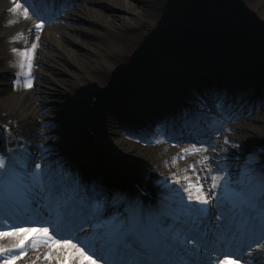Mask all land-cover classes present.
Returning a JSON list of instances; mask_svg holds the SVG:
<instances>
[{
	"label": "bare ground",
	"instance_id": "bare-ground-1",
	"mask_svg": "<svg viewBox=\"0 0 264 264\" xmlns=\"http://www.w3.org/2000/svg\"><path fill=\"white\" fill-rule=\"evenodd\" d=\"M109 1L112 5L105 3V6L107 13L111 16V20H105V15L100 11L104 6L100 0H60L62 5L66 2L63 9L59 8L60 10L65 9L66 15H62L58 23L53 24L51 30L47 34L44 33L43 36L41 35V30L45 29L44 27L46 26L43 24L40 29H37L35 25L39 18L31 13L25 16L24 4L19 0H0V21H3L0 25V36L15 35L19 37L18 41L21 45L17 46L22 47L25 45L32 49V57L30 59L32 63H35L37 59L42 61L41 58L46 60V62L51 58L59 61L62 58V54L68 53L79 71L76 78L75 76L72 77L73 83L76 86L75 90L66 92L68 94L71 93V98L78 97L83 100L79 99L80 101L78 102L76 100L72 101L75 110L79 113L78 123L82 125L76 143L69 142L58 146L49 143L36 155L37 163L43 165L47 161L54 171L57 167H61L60 170L55 171L56 178L58 180L61 179L71 190L72 185H74L71 166L76 168L75 165L79 166L81 162H86L90 166H100L103 164L98 160L103 158L105 163L107 162L108 166H111L109 181L115 184L112 187L110 186V191L109 188L104 189V187L100 190L102 195L109 197V200L111 199L110 194H112L109 192L115 191V194L118 195L116 199L119 204H122L119 198L125 199L127 203L132 200L134 201L135 193L131 189L127 190V183L138 176L149 185L151 194L153 193L154 195L151 199L155 200L157 205H159L162 199L163 189L165 188L171 191L174 199L184 203L187 195L181 190L180 185L173 184L172 181L183 177L185 175L184 169L191 164L196 163L198 171L208 160L204 161L205 155L202 153L206 149L201 148L199 152H192L190 150L191 145L184 146L197 142L210 143L211 147L217 146L216 141L213 142L214 140L210 139L214 134L209 133L211 130H208V126L216 129L221 120L241 113L244 117L232 120L238 123L236 127H231L234 134L228 135V137L223 134L224 139L228 142L225 147L220 149V153L223 156H215L220 162L226 161L224 167L230 169L224 175H231L233 182L239 184L245 178L246 173L251 170L253 157L257 158V166L264 162V104L260 105V101L255 99V97L264 98V89H262L263 87L261 88V81L264 80V0H244L247 6L254 10L252 16L246 21V24L231 31H221L218 28L217 30L219 31L216 32L213 29L214 26L208 21V15L200 12L202 8H195V3H192L190 7L191 14L173 16L171 13L176 7L177 0H172L171 2L170 0H145L143 2L141 0ZM214 1L198 0L196 3L203 5V7L212 6L214 8L217 6ZM81 3H83L82 8H77ZM84 3L86 4L84 5ZM137 3L144 5L141 10H138ZM17 4L20 7H16ZM244 5H232L227 15H224V20L227 18L236 22L243 13L242 9ZM96 13L105 21L107 28L114 27L118 30L119 34L129 35L135 39L140 37L141 32L139 28L143 26H139L137 22L138 16L142 15L150 21H158L160 15H166L163 23L156 26L158 31L164 33L165 38L161 44H157L155 47H153L156 44L155 42L153 43V39L149 40L153 46L149 44L147 48H143L139 52V58L134 69L121 68L120 60L126 55L125 48H116V51L105 50L95 45L92 46L90 42L83 40V37L78 35L85 34L83 28L86 26L82 27L85 24V20L90 21ZM119 15H122L123 20L121 24L116 25L114 20ZM181 20L191 23L189 30L181 25ZM78 21H82V24L80 25ZM57 34H60L59 37H62L59 38ZM42 37L44 38L43 43L39 39ZM33 44L36 45L35 48H32ZM82 45H87V48L92 47L93 50L100 49L104 60H96L93 65L94 67L90 66L88 61L80 54L85 50V46L83 47ZM53 46L54 50L50 48ZM153 50L157 51L160 62L157 61L156 63V61H153L150 64L149 60L144 67L140 68L141 65L138 67L137 64L143 63L147 54H151ZM178 50H181V58L183 59L179 60L175 58ZM38 60L37 64H39ZM187 61L198 64L194 75L191 77L186 72L188 67L186 65ZM50 62L52 63V61ZM258 63L261 67L258 66ZM34 65H30L28 83L33 86L39 81L44 83L42 80H45L47 76L43 68H39V66L36 68ZM258 68L260 69L259 72L257 71ZM112 69H118L113 82L118 81L119 97L122 98L123 104H120L117 100L119 105L117 104V108L114 107L112 112L108 113V119L114 123L121 124V126H125L126 120L132 117V120H138L142 125H152L154 133L158 135L152 134V137H154L153 141L158 143L157 148L153 151L151 148L144 147L137 141L129 140L128 138L112 142L107 147H100V144H95L94 139L89 134L88 129L90 127L95 131L94 138L99 139L103 135H106L105 128L103 126L101 128L98 127L92 120L93 112L96 108L90 109L89 107L95 97L99 96V99H101L102 92H108L109 80L106 72L111 74ZM168 69H170V73L165 72ZM185 78L194 80L205 88L187 92L183 86ZM125 81H129V83L125 87H122V82ZM7 85V81L0 79V92L6 91L8 89ZM82 86L85 89H90V92H84L82 95V91L79 89ZM248 88L253 90L248 92V96H251L250 93H256V90L257 95H254L252 100L245 102L244 99L246 97L241 98V95ZM195 91L202 98L205 96L209 100L216 99L218 102H221V109L216 116L217 122L215 124L205 123L200 127L201 123L207 122L209 117L204 118L199 112L196 113L193 110H199L202 104L198 103L195 105L192 98H190L192 101L188 99L191 103L190 106L193 107L191 111V109L182 103L183 100L185 102L187 100L185 99L184 92L192 94L196 93ZM136 93L142 100L143 106H137L135 103L133 95ZM8 94L0 95V111L2 108L3 111L8 110V106L11 105L10 111L6 112V114L10 118H16L19 128L23 131L24 129L27 131L31 129V132L35 134L34 129L37 128L39 123L44 121L43 117L45 119L52 118L51 115H41L36 110L37 102L35 100L29 101L30 96L28 92H11ZM16 100L19 102L18 105H14ZM86 103L87 106L84 105ZM146 103L151 104L150 109L142 111ZM57 108L58 106L55 107L53 112L57 113ZM118 108H122L123 112L119 113L121 116L118 115ZM112 113L115 115L113 116ZM128 113H132V116L126 119ZM194 115H198L203 119L200 120L202 121L200 124L198 121L196 126L194 125L197 123ZM240 118H244L245 120ZM242 120L245 122H241ZM180 129L182 133H180L179 139H176L178 138L177 136L176 138L171 137L170 133H168L169 131H173L179 136L178 130ZM40 134L43 135L44 132ZM50 135L56 136L54 132ZM0 137L1 143L6 142L4 146H8L7 138H10L12 146L16 142L14 132L8 133L6 130L0 129ZM165 138L169 141L164 142ZM120 145H123L121 149L118 148ZM171 148L174 150L178 148L179 151L174 153V151H171ZM57 149L59 150L53 153ZM182 149H189V151L182 152ZM12 150L16 152V149ZM24 151V149L18 148V153H26ZM30 155L32 158L33 153L30 152ZM227 155H232L231 157H234V160L228 159ZM41 157L44 159L42 160ZM58 157L60 158L57 159ZM180 157L183 158L181 159ZM119 160L123 162L121 163ZM201 161L204 162L200 163ZM167 163H171L169 164L170 167L163 168ZM200 164L201 166H199ZM70 168L71 170L68 171ZM47 170L48 168L46 167L45 171ZM123 170L128 172L127 178L123 177L124 173H121ZM93 174L99 175V172L96 171ZM216 175L223 174L218 173ZM78 177L83 178L84 173L80 172ZM92 178L91 175V180ZM168 179L171 180L168 181ZM125 180L127 181L126 183H124ZM210 195H214V193H210ZM61 198L64 199L62 194L59 195V199ZM72 206L73 202H70L67 209H71ZM78 210L79 208H77ZM110 214H112V211ZM10 223H14V221H10ZM74 242L77 241L74 240ZM16 243L15 237L0 238V247H12ZM46 250L47 246L29 249L28 253H25L15 264H31L32 261L35 264H39L42 260H45L44 264H58L56 257L59 256L62 260L66 254L63 249H53L49 253L51 259H46L43 258V253ZM30 253H32L31 256ZM69 264H75L74 259H70ZM101 264H103L102 261Z\"/></svg>",
	"mask_w": 264,
	"mask_h": 264
},
{
	"label": "snow or ice",
	"instance_id": "snow-or-ice-1",
	"mask_svg": "<svg viewBox=\"0 0 264 264\" xmlns=\"http://www.w3.org/2000/svg\"><path fill=\"white\" fill-rule=\"evenodd\" d=\"M46 2L51 7L56 0ZM36 8V3L25 7V16ZM43 24L40 19L35 27ZM203 147L191 145L190 150ZM256 160L252 158V168L239 184L231 175L197 171L196 163L191 164L172 181L188 194L184 203L165 188L157 206L136 203L108 218L98 205L74 220L59 199L62 185L47 161L42 165L30 153L9 149L0 153V238L15 237L17 243L0 247V264H15L26 251L41 246H47L46 259L53 249L65 250L62 260L56 257L58 264L70 259L75 264H264V162L257 166Z\"/></svg>",
	"mask_w": 264,
	"mask_h": 264
},
{
	"label": "rangeland",
	"instance_id": "rangeland-1",
	"mask_svg": "<svg viewBox=\"0 0 264 264\" xmlns=\"http://www.w3.org/2000/svg\"><path fill=\"white\" fill-rule=\"evenodd\" d=\"M19 1L22 4H24L25 7H29V5L25 3L23 0H19ZM100 1H102L104 5L102 7V10L100 11L105 15V20L107 19L111 20V16L109 15V13H107V8L105 6V3L112 5L111 2L109 0H100ZM143 1L145 0H141V2ZM171 1L172 0H170V2ZM196 1L198 2V0H177L176 7L174 8L171 14H173V16L189 15L191 14V9H190L191 5L192 3H195L194 4L195 8H200V9L202 8L200 12L203 13L204 15L206 14L208 15L209 17L208 21L210 24L214 26L213 29H215L214 31L216 32L219 30L231 31L237 27H240L246 24V21H248V18L252 16V13L254 11L252 8L247 6L244 0H215L214 2L217 6H215L214 8L212 6L203 7V5L196 3ZM82 4L83 3H81V5H78L77 8L79 9L82 8ZM85 4L86 3H84V5ZM234 4H239V5L245 4L243 6V9H242L243 13L241 14L240 18L237 19L236 22H233L231 19H227V18H225L224 20V15L225 16L227 15L229 9ZM143 6L144 5L142 3H137L138 10H141ZM58 7L60 6L55 5V7H53V10L51 11L49 10V12L46 13V15L45 14L39 15V13L35 11V9H30L29 13L38 17L39 20L40 19L44 20V26L46 27H44L45 29L41 30V35L44 36V33L47 34V32L51 30L53 24L58 23V21L60 20V17L65 14V11H64L65 9L60 10ZM61 7H65V5H61ZM122 18H123L122 15H119L117 19L114 20V23L116 25L121 24L123 20ZM165 18H166V15H160L158 21H153V20L150 21L149 19H147L146 17L142 15L138 16L137 22L139 26L141 25L143 26L139 28L141 32L140 37L135 39L129 35L119 34L118 30L115 29L114 27L107 28L105 26L106 24L105 21L99 17L98 13H96L93 15L90 21L85 20V24L82 26V27L86 26L83 28V31L85 34H82V35L78 34V35L82 36L83 40L90 42L92 46L95 45L105 50L107 49L110 51H113V50L116 51L115 50L116 48H125L126 55L121 58L120 67L134 69L137 63V59L139 58L138 56L139 52L143 48H147L149 44L152 45L149 40L153 39V43L154 42L156 43L154 46L152 45L153 47H155L157 44L158 45L161 44L162 41L164 40L165 38L164 33L158 31L156 26L162 24ZM1 22L3 21L2 20L0 21V25H1ZM81 22H79L80 25L82 24ZM180 23L185 29L187 30L190 29L191 23H188V22L186 23L184 22V20H181ZM218 28L219 30H217ZM172 31L174 32V30ZM59 35L60 34H57L58 37ZM39 39H40V42L43 43L44 38L42 37ZM18 40H19V37H16L15 35L0 36V79L8 82V85H7L8 89L6 91L0 92V95H7L8 93H11V92H17V93H27L28 92L30 96L29 101L32 102L35 100L37 102L36 107H35L36 110L41 115L49 114L51 115L52 118L45 119V117H43L44 121L43 122L40 121L41 123L37 125V128H36L37 130L34 129L35 130L34 132L36 134L35 135L34 133L31 132V129L29 131L25 129L23 131L22 129H20L19 124L16 121V118L14 117L10 118L9 116H7L6 112L10 111L11 105L8 106V110L3 111V108H2V110L0 111V129L6 130L8 133L14 132V137L16 139L15 143L17 145L14 143V145L12 146V144L10 143L11 142L10 138H7L8 146H4L6 145V142L3 143L2 145L1 140H0V153H7L9 149H16V152L18 153V148H22L25 150L24 152L26 153H30V152L33 153L32 155L33 157L31 159L37 162L36 155H38L39 154L38 152L43 147L47 146L49 143L54 144V146L67 144L69 142L76 143V140L78 138L77 136L80 133L82 125L78 123L79 113L78 111L75 110V107L72 104V101L76 100L78 102L80 101L79 99L81 98H78V97L71 98V93L68 94L66 92H72V90H75L76 86L73 83L72 77L75 76L76 78L79 71L77 70V67L74 64V61L71 60L72 57H70V54L68 53L62 54V58L59 61H56L51 58V59H48L46 62V60L41 58L42 61H39L37 59L39 61V64H37V60L35 61V63H32L30 61L32 57L31 56L32 49L29 46H25V45H23L22 47L17 46V45H21ZM82 46L83 47L85 46V50H83L82 53L80 54H82L83 58H85V60L88 61V64L90 66H93L96 60H100V61L104 60L100 53L101 52L100 49H97L99 50L97 51V50H93L92 47L87 48L86 47L87 45H82ZM50 48L54 50V46ZM13 49H16L17 51H13ZM28 49H31V51L30 52L25 51ZM261 54L263 53L261 52ZM181 56H182L181 50H178L175 58L179 60L183 59L181 58ZM150 59L152 61H156V63L157 61L160 62V58L158 57L157 51L153 50L151 54H147V56L145 57V61H144L145 63L144 62L138 63L137 66L139 67L141 65L140 68H142V66L144 67ZM50 61H52V63ZM186 63H187L186 65L188 66L186 72L191 77L194 75L195 70L198 67L197 66L198 64H195L192 61L191 62L187 61ZM33 64H35L34 66L36 68L38 66L39 68H43V70L47 74L46 79L42 80L44 81V83L39 81L36 83L35 86L28 84L29 78H30L29 69H30V65H33ZM258 66L261 67L259 63H258ZM164 68H167V67H164ZM117 70L118 69H115V70L112 69L111 74H108L106 72V76L108 77V80H109V88H111L114 84L117 87H115V89L112 91L110 90V92H108L107 94L104 93L102 101L101 100L98 101L97 106H96L94 122L100 128L103 126L106 131V135H103L100 142L103 145V147H107L112 142H115V141L117 142V140H120L122 138H128L129 140L137 141L140 145L144 147L146 146L147 148L148 147L151 148V150L153 151L155 148H157L158 143L153 141L154 137H152V134L153 135H156V134L154 133V129L152 125L150 126L142 125V123H140L138 120H135V121L132 120L131 119L132 117L129 118V116H132V113H128V115L126 116L127 117L126 119L129 118V120H126L128 123L126 122V124H124L125 126H121V124L114 123L112 120L108 119L109 118L108 113L112 112L114 107L117 108L116 107V105L118 104L117 102L119 101L120 104H123L122 98L119 97V93H118L120 91L118 89L119 88V85L117 83L118 81L113 82L116 72H118ZM257 71L258 72L260 71L259 68ZM165 72L170 73L171 71L170 69H168V71H165ZM263 78H264V75H263ZM129 81L122 82V87H125L127 83H129ZM183 81H184L183 86L185 88V91L187 92L189 91L192 92V90H196V88H198L196 86L197 83L194 80H191V79L188 80L187 78H185ZM261 82H262L261 88L262 87L264 88V80ZM119 84H120V81H119ZM199 87H201V89L203 88V86L201 85H199ZM79 89H81L82 95L84 92L85 93L90 92V89L89 90L88 88L85 89L83 86ZM244 95L245 93L242 94L241 97H244ZM184 96L186 99L192 98L193 101L195 102V105L200 103L202 104V106H206V108L208 109L210 106L211 110L209 111V113L214 114L213 108L216 107V104H217L216 101H215L216 103L210 102L212 100H209L207 97H206V100L204 101V99L197 93L187 94L186 92H184ZM133 97L135 99V103L137 104V106H143L142 100L140 99L137 93L133 95ZM252 98L253 96L251 97L246 96L244 101L248 102L249 100H252ZM260 98L261 97H257L255 99L257 101H260V105H262L264 104V98L263 99H260ZM18 103H19L18 100H16L14 102V105H18ZM182 103H185L186 106L191 105L188 99L186 102L183 100ZM84 105L87 106V103ZM145 105H144L145 108H143L142 111H148L150 109L151 104L146 103ZM57 106H58L57 113H55L53 111L55 110V107ZM117 110H118V115L121 116V114L119 113L123 112L122 108H118ZM112 115L114 116L115 114L112 113ZM244 120H242L241 122H245ZM129 122L135 123V124H130ZM237 124H238L237 122H231L230 124H227L225 126L219 124L218 128L214 130L213 132L214 135L210 138L211 140H214L213 142L216 141L217 146L211 147V145H209L210 143L208 144L204 142H200V143L198 142L196 144L189 143V145L184 146V147H187L190 145L199 146L203 144L204 145L203 148L206 149V151H202V153L205 155V157H211V158H208L207 162H205L204 165L202 166L201 164L199 165L201 167L198 171L203 169L205 170V172H207L208 169H212V172H211L212 175H216L218 173H222L224 175L227 173L223 171H217L218 168H223L225 166L224 163H226V161L223 160L222 162H220L219 159L215 158V156H223V154L220 153V149H222V147L228 143L227 141L223 140V134L226 133L227 135H233L234 132L232 131L231 127H236ZM177 129L179 128L177 127ZM40 131L44 132V134L41 135L40 133L42 132ZM48 132H51V133H48ZM52 132H54L56 136L50 135L52 134ZM178 132L182 133V130L180 129L178 130ZM168 133H170L171 137L176 138V135L173 133V131H169ZM177 137L178 138L176 139H179L180 135ZM166 141H169V140L165 138L164 142ZM169 143H173V142H169ZM122 146L123 145H120V147L118 148L121 149ZM58 150L59 149H57L53 153H56ZM171 151H174V153H177L179 149L177 148L174 150L171 148ZM199 151H201V149ZM231 156L232 155H227L228 159L234 160V157H231ZM120 162L122 163L123 161H120ZM169 164L171 163H167V165L164 164L166 166H163V168L170 167ZM81 169L84 170L83 167H81ZM86 169L88 170V168L85 167V170ZM96 169L97 167H94L92 169V173L96 172ZM97 170L103 176L108 175L109 173L108 165L106 164H103ZM136 180L142 181V179L138 176H136ZM170 180L171 179H168V181ZM203 182L205 184L208 183L207 180ZM128 185L130 187V184ZM185 194L188 195L186 192ZM26 253H28V251H26ZM31 255L32 253H30V256ZM44 262L45 260H42L39 264H44Z\"/></svg>",
	"mask_w": 264,
	"mask_h": 264
}]
</instances>
